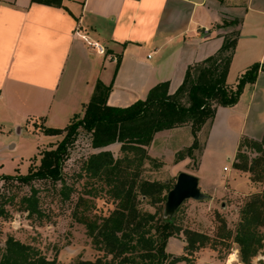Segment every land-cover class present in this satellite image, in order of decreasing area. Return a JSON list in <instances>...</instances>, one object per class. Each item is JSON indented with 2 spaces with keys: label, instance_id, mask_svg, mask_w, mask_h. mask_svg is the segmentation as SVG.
I'll return each instance as SVG.
<instances>
[{
  "label": "crops",
  "instance_id": "obj_1",
  "mask_svg": "<svg viewBox=\"0 0 264 264\" xmlns=\"http://www.w3.org/2000/svg\"><path fill=\"white\" fill-rule=\"evenodd\" d=\"M223 18L240 20L226 77L234 85L253 63L264 65V0H62L59 7L0 0V137L2 128L21 116L32 115V121L42 125L49 116H66L69 122L82 111L97 80L111 85L106 99L111 106L144 99L160 82H167L168 93H173L188 65L221 46L229 30L220 26ZM91 42L101 44L105 53L96 54ZM206 126L209 134L215 128L234 136L232 161L241 137L260 139L264 70L244 86L234 105H218L201 129ZM180 127L190 126L160 130L154 136ZM105 149L118 152L119 144ZM181 170L196 175L208 197L221 192L200 175L199 167ZM235 170L247 177V172ZM183 245L181 241V250Z\"/></svg>",
  "mask_w": 264,
  "mask_h": 264
},
{
  "label": "trees",
  "instance_id": "obj_2",
  "mask_svg": "<svg viewBox=\"0 0 264 264\" xmlns=\"http://www.w3.org/2000/svg\"><path fill=\"white\" fill-rule=\"evenodd\" d=\"M49 6H62V0H31ZM238 18H223L221 27H229L223 34L221 46L211 55L188 65L180 85L168 93V83L160 82L149 89L144 99H137L123 107L111 106L106 102L111 85L97 80L90 99L82 105L63 128L40 126L45 135H61L54 146L40 153L39 163L29 167L26 174H0V181H13L29 185L30 194L21 196L19 209L28 216L42 213L38 208L37 189L34 181L62 182V169L68 146L73 142L79 128L90 137L95 151L89 153L82 164L83 172L100 182L93 191L103 192L114 203L106 216L91 215L90 205L79 195L74 204L75 220L83 224L94 248L101 255L94 260H78L74 264H175L188 261V254L203 247L207 237L194 230L184 231L183 250L186 255L179 258L166 251L170 237L180 232L173 217H164L162 204L166 193L175 180L148 179L142 175L145 165L160 166L150 156L148 146L157 131L189 125L195 135L201 127L213 119L218 105H234L247 83H254L264 65L255 62L246 68L234 85L226 82L230 62L239 37ZM119 58L117 59L118 62ZM118 143L120 156L105 149ZM198 145L194 141L186 148V155ZM258 153L249 159L248 150ZM176 153V161L182 159ZM232 167L249 174L250 180L262 181L264 177V134L258 140L241 137L232 162ZM63 185V184H62ZM67 190H69L67 188ZM64 197L68 191L61 190ZM9 201L12 198H8ZM146 201L155 210L148 211L140 206ZM240 218L234 230L226 235L238 244L239 260L250 264L263 246L264 193L253 192L239 211ZM7 216L0 207V216ZM0 264H67L56 258L48 259L31 244L9 235L0 245Z\"/></svg>",
  "mask_w": 264,
  "mask_h": 264
},
{
  "label": "rangeland",
  "instance_id": "obj_3",
  "mask_svg": "<svg viewBox=\"0 0 264 264\" xmlns=\"http://www.w3.org/2000/svg\"><path fill=\"white\" fill-rule=\"evenodd\" d=\"M31 118L32 115L21 116L17 118L15 125L12 123L2 128L0 174H26L29 167L38 165L41 151L54 146L61 139V135L43 134L40 130L41 121L37 123ZM43 123L46 127L63 128L67 125L68 118L49 116ZM152 139L151 156L158 160L160 166L146 164L145 171L142 172L144 177L172 182L181 169L196 171L199 167L200 175L217 185L221 191L213 196L209 194V197L202 200L187 199L176 210L175 222L180 232L173 236L175 239L169 240L167 250L172 251L169 254L179 258L186 255L180 246L181 241L185 244V230L200 232L207 239L203 247L187 255L188 261L179 260L175 264H243L239 260L238 244L226 232L235 229L240 218L239 211L246 198L253 192L264 193V177L262 181H252L248 173L246 177L232 167L235 138L222 129L214 128L209 134L206 126L194 135L190 127H180L157 133ZM194 141L198 145L188 156L186 148ZM114 146L116 145L112 148ZM108 150L115 157L121 155L120 151ZM93 151L95 149L90 145L89 135L79 128L67 149L62 182L38 180L32 183L37 189L41 216H28L27 212L19 209L21 196L30 194L29 185L0 181V207L7 213L6 217L0 216V245L11 235L31 244L46 258H56L57 262L67 264H74L78 260H94L101 255L94 248L85 226L77 222L73 215L74 204L79 195L87 200L91 215L106 216L114 207L112 200L101 191L96 195L85 193L87 190L93 191L100 184L82 170L83 161ZM179 151L183 158L176 161V153ZM257 154L248 150L249 159ZM185 158L189 160L184 163ZM176 164L178 167L172 169ZM223 167L227 169L224 170ZM201 185L203 189L200 190L208 195L203 182ZM62 189L68 191L67 197L62 194ZM8 198L12 199L9 201ZM140 206L148 211L155 210V206L146 201L141 202ZM163 206L164 203L162 209ZM260 231L263 235V246L250 264H264V228H260ZM231 253L236 254V260L228 262Z\"/></svg>",
  "mask_w": 264,
  "mask_h": 264
},
{
  "label": "water",
  "instance_id": "obj_4",
  "mask_svg": "<svg viewBox=\"0 0 264 264\" xmlns=\"http://www.w3.org/2000/svg\"><path fill=\"white\" fill-rule=\"evenodd\" d=\"M208 196L204 194L198 186V177L194 174L180 171L172 185L166 193L163 206V216L173 217L176 210L187 199L202 200Z\"/></svg>",
  "mask_w": 264,
  "mask_h": 264
},
{
  "label": "built area",
  "instance_id": "obj_5",
  "mask_svg": "<svg viewBox=\"0 0 264 264\" xmlns=\"http://www.w3.org/2000/svg\"><path fill=\"white\" fill-rule=\"evenodd\" d=\"M89 45H91L96 54L103 55L105 53L104 47L98 42H91ZM223 169L226 170L227 168L223 167Z\"/></svg>",
  "mask_w": 264,
  "mask_h": 264
},
{
  "label": "bare ground",
  "instance_id": "obj_6",
  "mask_svg": "<svg viewBox=\"0 0 264 264\" xmlns=\"http://www.w3.org/2000/svg\"><path fill=\"white\" fill-rule=\"evenodd\" d=\"M228 258H229L228 259V262H231L233 260H236V254L235 253H231Z\"/></svg>",
  "mask_w": 264,
  "mask_h": 264
}]
</instances>
